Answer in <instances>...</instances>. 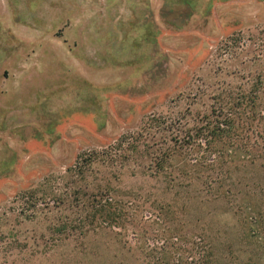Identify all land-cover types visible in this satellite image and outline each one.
Wrapping results in <instances>:
<instances>
[{
	"label": "rangeland",
	"instance_id": "1",
	"mask_svg": "<svg viewBox=\"0 0 264 264\" xmlns=\"http://www.w3.org/2000/svg\"><path fill=\"white\" fill-rule=\"evenodd\" d=\"M256 105L264 0H0V264H264Z\"/></svg>",
	"mask_w": 264,
	"mask_h": 264
},
{
	"label": "trees",
	"instance_id": "2",
	"mask_svg": "<svg viewBox=\"0 0 264 264\" xmlns=\"http://www.w3.org/2000/svg\"><path fill=\"white\" fill-rule=\"evenodd\" d=\"M259 109L256 106L252 107L251 115L252 120L256 121L257 119L260 120L258 128H256L255 134L256 136H262L264 140V110L258 111ZM219 111L217 113L212 112L211 114L206 116V119L201 126L198 127L197 133L195 134L196 138H201L205 140V143L207 145H210V143L218 140L222 133H224L225 128L232 129V126H229L230 119H232L231 114H224L222 106L219 107ZM263 111V112H262ZM229 120V121H227ZM226 131V130H225ZM160 170L163 168H159ZM111 195H108V193L102 194L98 199L95 198L92 201L91 209L93 210L92 217L95 219L96 216L103 217V219H106L105 221L114 222L115 219L118 216V213L116 212V204L112 203ZM118 223V222H115Z\"/></svg>",
	"mask_w": 264,
	"mask_h": 264
}]
</instances>
